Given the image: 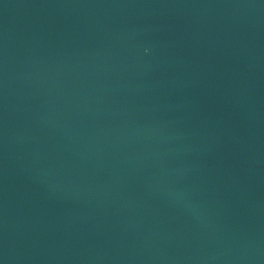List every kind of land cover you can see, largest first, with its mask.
Wrapping results in <instances>:
<instances>
[{"label":"water","instance_id":"obj_1","mask_svg":"<svg viewBox=\"0 0 264 264\" xmlns=\"http://www.w3.org/2000/svg\"><path fill=\"white\" fill-rule=\"evenodd\" d=\"M0 264H264V0H0Z\"/></svg>","mask_w":264,"mask_h":264}]
</instances>
